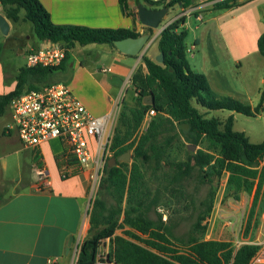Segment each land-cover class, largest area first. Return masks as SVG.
I'll return each instance as SVG.
<instances>
[{
	"label": "trees",
	"instance_id": "obj_1",
	"mask_svg": "<svg viewBox=\"0 0 264 264\" xmlns=\"http://www.w3.org/2000/svg\"><path fill=\"white\" fill-rule=\"evenodd\" d=\"M138 1L149 8L161 7L151 0ZM196 1L170 0L165 7L189 9L196 6ZM127 2L120 0L125 11ZM0 4L8 20L32 24L37 43L50 42L67 49L66 58L58 67L19 68L15 88L0 96V118L9 111L13 98L53 84L49 82L55 72L64 69L76 44H108L117 50L116 40L141 36L129 29L55 25L40 0H0ZM233 6L226 0L216 3L214 8ZM186 21V16L179 17L159 35L163 63L144 55L143 65L131 77L138 97L135 104L120 111L109 151L117 159L131 152L132 160L117 162L111 168L106 163L91 199L90 228L80 246L77 264H94L99 245L107 239L111 242L108 260L116 264H250L262 248L246 243L236 249L230 241L206 239L207 219L216 196L215 179L226 174V192L236 200L240 193H254L253 214L264 186V142L251 143L245 133L235 132L233 115L221 121L207 117L201 108L255 117L264 112V85L255 108L233 98L219 97L206 75L194 71L188 62V31L182 27ZM145 30L153 34L152 29L145 27ZM257 48L264 57V33L257 40ZM150 97L154 102L146 105L144 100ZM151 110L155 115L141 132L145 116ZM176 143L184 146L181 149L177 145L185 151L183 161L173 158ZM188 145L197 150L188 151L185 149ZM38 165L43 168L41 163ZM165 167L168 171L164 174L163 188L171 195L181 194L193 207L194 221L186 237L175 235L174 227L163 223L161 214L158 219L152 218L160 206L162 191L153 189L150 172ZM198 186L208 187L203 198L198 197ZM118 230L123 234L117 235Z\"/></svg>",
	"mask_w": 264,
	"mask_h": 264
},
{
	"label": "rangeland",
	"instance_id": "obj_2",
	"mask_svg": "<svg viewBox=\"0 0 264 264\" xmlns=\"http://www.w3.org/2000/svg\"><path fill=\"white\" fill-rule=\"evenodd\" d=\"M212 1L197 0L196 6L189 8L193 9L190 10L192 16L188 20L189 27L187 28L188 37L186 38V44L189 48L198 38L200 43L202 42L201 35L205 29V24L209 27L212 26L213 29L205 39V44H201L193 53L187 54L188 62L193 69L199 72L212 64L210 65L211 67L215 66L220 73L224 71L231 80L243 82L246 93L240 98L241 100H236L255 108L260 103L261 90L263 88L261 80L264 78V57L260 55L257 48L258 37L264 31V0H228L231 5L235 6L229 9L215 10L211 13L210 11L203 12L204 22L198 21L193 14L207 7L213 8L215 4ZM224 1L226 0H219L222 3ZM145 5L148 7L147 4ZM179 12L180 9L176 6L171 8L166 18L161 22L160 29L173 21ZM213 17H218V19L213 20ZM158 32L154 31L153 35L159 34ZM158 38L159 35L150 42L144 54L154 60L160 54ZM2 39L7 41V48L0 51V59L7 74L10 76L13 71H18L19 68L26 65L27 52L25 49L29 42H34L32 24L21 21L12 28L8 38L0 32V41ZM22 50L24 52L20 53ZM71 52V62L87 61L94 66L110 67L111 59L104 56V54L99 55L101 52L94 50L92 47L84 48L77 44L75 48L71 49ZM207 58L212 63H207L205 61ZM216 61H219V63H216ZM66 69H69L68 66ZM60 74H62L61 70L55 72L54 79L64 81L69 76V74L67 76ZM108 76H112V73L109 72ZM119 81L121 82V87L115 88L114 91L117 93V99L120 100L121 111L124 106L135 104L138 94L131 83V77H120ZM10 83L11 79L6 81L7 86ZM49 83H53V81L51 80ZM201 111L207 113V117H215L221 121H225L233 115V130L235 132L245 133L251 143L264 142L263 111L255 117H247L228 110L209 111L201 108ZM10 123L11 117L7 110L0 118V202L11 198L13 194L21 190H25L30 182H37V175L34 172L33 165H39L38 161L33 160L32 150L25 149L24 144L15 133H12L11 136L4 134L5 127ZM145 128L146 125L142 124L141 131ZM177 145H180V143L175 144L173 158L183 161L185 160V151L179 150ZM180 148L184 149L183 144ZM185 149L190 152L197 150L196 148L191 151L189 145ZM53 150L56 152L62 150L59 142L53 141ZM130 154L132 155L131 152ZM111 157L110 154L108 160ZM167 171L168 167L160 171L151 170L150 172L153 189L162 191L160 206L157 213H152V218L158 219V214H161L162 222L174 227L175 235L186 237L194 221L193 207L181 194L171 195L163 188L162 182ZM226 185V174L221 179H215L213 182L216 196L212 212L207 219L206 239L215 238L230 241L236 249L249 242H264V186L260 199L251 215L254 193H240L239 199L236 200L226 192ZM198 187V197L203 198L208 192V187ZM96 189L97 184L93 187L92 183L88 194L90 199L94 196ZM90 207L91 200L88 205L87 219L89 218ZM122 234V230L117 231V235ZM263 245L264 243L261 244V246ZM99 249L104 253L106 251L109 252L111 249L109 239L102 241Z\"/></svg>",
	"mask_w": 264,
	"mask_h": 264
},
{
	"label": "crops",
	"instance_id": "obj_3",
	"mask_svg": "<svg viewBox=\"0 0 264 264\" xmlns=\"http://www.w3.org/2000/svg\"><path fill=\"white\" fill-rule=\"evenodd\" d=\"M40 2L49 12L55 25L83 26L94 29H129L140 34L146 33L145 27L138 18V6L140 5L138 0H128L127 11L120 4V0H40ZM141 4L144 3L141 1ZM176 7L180 9L177 17L184 14L187 17L186 23L182 25L187 29L192 9ZM159 8L162 6L156 9ZM202 10L193 14L200 22H204L203 12L210 11L211 13L216 9L207 7ZM0 16H3L9 23L8 35H4L0 29L1 34L8 38L10 31L17 23L6 18L1 4ZM216 18L218 19V17H213V20ZM212 29V26L205 24L201 35L202 42L200 43L198 38L190 48L187 46L188 53H193L201 44H205V39ZM0 43L3 49L7 48V41L2 39ZM49 44L50 42L37 43L34 39V42H29L25 50L27 52L32 48H40ZM83 47H92L101 52L99 55L104 54L111 59L110 67L94 66L87 61L71 62V52V59L60 74L64 76L69 74V76L64 81H60L54 79V75L53 83H66L90 113L101 116L109 112L114 103L118 101L114 89L121 87L119 78L132 77L143 65L142 56L124 55L108 44H90ZM23 52L24 50L20 51V53ZM205 61L208 63V58ZM210 65L202 69L200 73L206 75L211 89L218 96L240 99L245 95L243 82L231 80L224 71L220 73L215 66ZM18 71H13L9 76L0 59V96L9 94L15 88ZM109 72L112 76H108ZM9 79L11 83L7 86L6 81ZM261 82L264 85V78ZM53 141L32 150L33 160L42 164L51 185L39 189L36 183L30 182L25 190L0 202V264H49V260L55 264H77L80 246L90 228L89 218L87 219L86 215L90 201L88 194L93 183L91 170H76L70 177H62V165L59 159L61 151L53 150ZM35 166L34 164L33 168ZM71 236L74 237V241L68 252L67 244ZM213 240L218 239L213 238ZM249 243L261 245L264 242Z\"/></svg>",
	"mask_w": 264,
	"mask_h": 264
},
{
	"label": "built area",
	"instance_id": "obj_4",
	"mask_svg": "<svg viewBox=\"0 0 264 264\" xmlns=\"http://www.w3.org/2000/svg\"><path fill=\"white\" fill-rule=\"evenodd\" d=\"M151 1L160 3L162 7L170 2V0ZM212 2L216 4L219 0ZM182 16L185 14L179 17ZM179 17L166 24L161 31ZM66 55V47L50 43L28 50L25 66L27 68L58 67L63 63ZM120 106L118 100L109 112L95 116L66 83L57 82L41 90L28 91L13 98L9 106L11 123L5 127L4 134L11 136L15 133L24 144V148L28 150H35L50 141L57 140L62 149L59 154L62 177L68 178L76 170L90 169L95 187L108 162L109 147ZM154 115L155 111L151 110L145 116L144 130L148 128ZM34 172L37 175L36 184L39 189L51 185L44 168L35 166ZM108 254V251L104 253L98 249L94 264H116L108 260ZM49 264L55 262L49 260ZM250 264H264V245Z\"/></svg>",
	"mask_w": 264,
	"mask_h": 264
},
{
	"label": "water",
	"instance_id": "obj_5",
	"mask_svg": "<svg viewBox=\"0 0 264 264\" xmlns=\"http://www.w3.org/2000/svg\"><path fill=\"white\" fill-rule=\"evenodd\" d=\"M170 8L168 7H162L159 9H153L147 7L145 4H140L138 6V18L140 20V23L147 28H150L154 31H159V34H151V33H144L141 34L140 37L134 38V37H129L123 40H116L114 42V45L116 49L127 56H144L146 49L150 42L155 39L158 35L161 34V29H160V24L161 22L166 18V16L169 13ZM0 29L4 35H8L10 26L8 21L3 16H0ZM161 31V32H160ZM155 61L159 64H162L164 61V54L160 53L159 56L155 59ZM154 102L153 97L150 98H145L144 103L146 105L152 104ZM189 149L191 151H194L196 149L195 146L191 145L189 146ZM131 159V154L130 152H127L120 158H115L112 157L110 160L107 162L108 167H113L117 164V162H130ZM74 241V237L71 236L69 239V242L67 244V251L69 252L72 244Z\"/></svg>",
	"mask_w": 264,
	"mask_h": 264
}]
</instances>
